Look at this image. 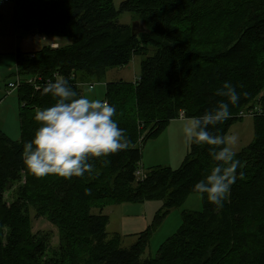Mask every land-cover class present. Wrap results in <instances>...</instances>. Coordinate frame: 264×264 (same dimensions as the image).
I'll use <instances>...</instances> for the list:
<instances>
[{
    "label": "trees",
    "instance_id": "obj_1",
    "mask_svg": "<svg viewBox=\"0 0 264 264\" xmlns=\"http://www.w3.org/2000/svg\"><path fill=\"white\" fill-rule=\"evenodd\" d=\"M8 1L17 27L72 43L15 53L16 77L47 82L40 89L26 83L18 89L21 140L0 130V264H264V2L247 9L245 22L232 36L214 41L204 27L232 33L228 10L236 12L239 0H126L119 10L114 0ZM124 12L135 15L147 31L133 36L131 25L119 23ZM134 56L144 57L139 79L106 85L127 149L91 160L93 170L82 177L33 175L23 163V145L40 127L37 111L55 103L44 93L47 84L63 77L82 96L83 83L99 81ZM225 82H231L240 100L230 104L231 118L210 131L227 136L242 112H256L254 141L236 154L241 164L236 183L222 207L202 198V211H183L178 231L155 258L146 256L160 224L198 194L194 185L215 162L209 146L191 144L179 168L159 166L139 176L142 144L180 116H202L226 102L217 95ZM154 201H163L162 208L135 244L124 247L121 234L109 237L107 207ZM32 210L59 230L54 261L42 260L48 245L46 237L32 232Z\"/></svg>",
    "mask_w": 264,
    "mask_h": 264
},
{
    "label": "rangeland",
    "instance_id": "obj_2",
    "mask_svg": "<svg viewBox=\"0 0 264 264\" xmlns=\"http://www.w3.org/2000/svg\"><path fill=\"white\" fill-rule=\"evenodd\" d=\"M126 0H114V5L117 10L120 9L123 2ZM264 0H239L236 2L237 11L233 12L230 9V24H235L234 31L230 33L227 30L215 26L211 31H208L204 27V31L209 32L207 37L210 40L221 41L229 35H233L239 30V28L245 22L243 19L252 4H261ZM232 9V8H231ZM14 5L13 2L8 0H0V99L7 95L8 86L10 82H16L17 77L15 73L16 61L15 53L20 50L26 51H40L45 46H52V42L61 44L62 47L71 44V40H63L59 38H52L44 36L37 30H26L19 28L14 22ZM209 14H213L215 18H218L220 14H215L208 11ZM234 15V16H233ZM225 17L223 20H226ZM139 21L138 18L131 13H122L119 17V23L125 25H134L133 23ZM208 19L206 20L207 23ZM59 39V40H58ZM151 55V54H150ZM144 57L134 56L132 61L124 67H118L110 69L106 75L99 81L86 82L81 85L82 96H88L90 99H101L107 101L106 85L108 83L124 80L127 82H135L141 75V63ZM7 77L6 73L11 71ZM11 77V78H10ZM25 80V78H21ZM264 95V92L262 93ZM20 102L18 99V90L15 89L9 93L0 104V129L6 131V135L12 140L20 141L22 136L21 118H20ZM29 113V112H28ZM188 123V119L181 117L171 121L167 124L166 128L156 137L148 139L142 144V159L140 162L141 173H148L149 169L154 167H170L172 169L179 168L185 156L188 154L191 143L187 141L183 134V127ZM236 135L238 137V143L234 148V151L240 153L253 143L255 138V125L254 115L244 116L241 120H238L229 130V135ZM23 184L25 181L22 182ZM13 190V189H12ZM9 190L5 193V199L8 203L12 200L13 191ZM157 207L163 205V201H156ZM147 203V202H146ZM145 203H124L121 205L110 206L105 209L103 214H107L110 217V223L107 227V232L111 238L115 234L128 235L124 238V247H130L137 241V235L146 230V228L153 224L155 216L151 221L149 218V224L144 225L145 214L150 216L148 212L142 213ZM150 206V205H148ZM130 207V208H129ZM132 208V209H131ZM203 209V199L199 194H192L189 196L186 203L178 209L171 210L170 215L160 224L158 230L153 234L146 256L155 258L157 252L169 237H172L180 228L182 224V212L191 211L199 212ZM154 213L156 209L150 207ZM95 214H98V209L94 210ZM31 229L34 234L46 237L48 250L45 252L42 260L55 259L54 251L59 247V230L56 226L50 223L45 218H37L35 211H30ZM129 233V234H126Z\"/></svg>",
    "mask_w": 264,
    "mask_h": 264
},
{
    "label": "clouds",
    "instance_id": "obj_3",
    "mask_svg": "<svg viewBox=\"0 0 264 264\" xmlns=\"http://www.w3.org/2000/svg\"><path fill=\"white\" fill-rule=\"evenodd\" d=\"M55 103L37 111L34 119L40 125L34 138L23 145L25 167L36 177L57 175L65 179L82 177L93 170L91 160L126 150L125 130L113 119L116 107L106 100L79 96L68 81L57 76L44 88ZM226 98L202 116L188 118L183 127L187 141L197 146H209L215 166L206 177L194 185L201 198L222 207L237 180L236 135H218L210 131L231 118L230 104L240 100V93L231 82L217 89ZM243 178V173H240Z\"/></svg>",
    "mask_w": 264,
    "mask_h": 264
},
{
    "label": "crops",
    "instance_id": "obj_4",
    "mask_svg": "<svg viewBox=\"0 0 264 264\" xmlns=\"http://www.w3.org/2000/svg\"><path fill=\"white\" fill-rule=\"evenodd\" d=\"M14 16H15V10H14ZM14 22H15V21H14ZM58 40H59V39H58ZM63 40H64V39H63ZM55 45L58 46L57 48L61 47V44L56 43V41L52 42V46H55ZM52 46H51V47H52ZM22 52H25V53H29V54H30V53H34V52H37V51H26V50H23ZM0 54H2V53H0ZM2 55H4V54H2ZM15 61H16V57H15ZM16 69H17V68H16ZM13 70H14V69H12V70L9 71L8 73H6L5 76L7 77L9 74H11V73L13 72ZM10 78H11V77H10ZM8 84H9V83H8ZM8 84H7V86H8ZM8 91H9V89L7 90V95L9 94ZM7 95H6V96H7ZM6 96H3V99H5ZM3 99H2V98L0 99V104H1V102H2ZM0 129H1V128H0ZM1 130H2V129H1ZM3 131L6 133L5 130H3ZM148 205H150V206H148ZM157 205H158V203H157L156 201L145 203L142 213L145 214L146 212H148V213L150 214V216H148L147 214H145L146 217H145V219H144V222H142V223H143V226H144V225H148L149 222L151 221L152 217H153V216H156L157 211H159V210L162 208V205H161L160 207H157ZM150 207H154V208L156 209L155 213H154L152 210H150ZM129 208H130V207H129ZM131 209H132V208H131ZM149 218H150V221H149ZM149 226H150V225H149ZM149 226H148V227H149ZM148 227H147V228H148ZM147 228H146V229H147ZM126 234H129V233H126ZM122 236H124V237H128V235H122Z\"/></svg>",
    "mask_w": 264,
    "mask_h": 264
},
{
    "label": "built area",
    "instance_id": "obj_5",
    "mask_svg": "<svg viewBox=\"0 0 264 264\" xmlns=\"http://www.w3.org/2000/svg\"><path fill=\"white\" fill-rule=\"evenodd\" d=\"M57 47H58L57 45L52 46V48H55V49ZM43 80L44 79L41 78V77H34V78H31V80L29 79V80H26L24 82V80H21V78L17 77V81L16 82H10L8 84V88H9L8 93H11L13 90L20 88L22 86V84H24V83L33 85V86L36 87V89H39L41 87V85H43L44 83L47 82V81L44 82ZM181 117H184V115L181 116Z\"/></svg>",
    "mask_w": 264,
    "mask_h": 264
},
{
    "label": "water",
    "instance_id": "obj_6",
    "mask_svg": "<svg viewBox=\"0 0 264 264\" xmlns=\"http://www.w3.org/2000/svg\"><path fill=\"white\" fill-rule=\"evenodd\" d=\"M134 25H132V35L133 36H138L139 34L145 33L146 27L144 26L143 23H141L140 21H136V23H133ZM40 33H42L41 30H39Z\"/></svg>",
    "mask_w": 264,
    "mask_h": 264
},
{
    "label": "bare ground",
    "instance_id": "obj_7",
    "mask_svg": "<svg viewBox=\"0 0 264 264\" xmlns=\"http://www.w3.org/2000/svg\"><path fill=\"white\" fill-rule=\"evenodd\" d=\"M54 77H55V76H54ZM52 78H53V77H52ZM52 78H51V80H53ZM54 80H55V79H54ZM43 81H44V80H43ZM51 82H52V81H51ZM41 84H42V83H41ZM28 85H30V84H28ZM32 86H33V85H32ZM42 86H43V85H41V87H42ZM34 87H35V86H34ZM41 87H40V88H41ZM35 88H36V87H35ZM40 88H39V89H40ZM8 89H9V88H8ZM18 89H19V88H18ZM18 89H17V90H18ZM247 115H254V116H255V115H256V112H255V110H249V111H246V112H242L240 117L244 118V116H247ZM139 174H140V173H139Z\"/></svg>",
    "mask_w": 264,
    "mask_h": 264
}]
</instances>
